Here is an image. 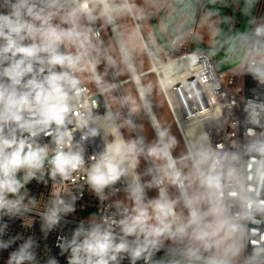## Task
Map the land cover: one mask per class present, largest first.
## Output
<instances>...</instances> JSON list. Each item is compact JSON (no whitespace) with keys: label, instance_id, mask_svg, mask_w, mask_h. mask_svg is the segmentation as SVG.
Masks as SVG:
<instances>
[{"label":"built area","instance_id":"built-area-1","mask_svg":"<svg viewBox=\"0 0 264 264\" xmlns=\"http://www.w3.org/2000/svg\"><path fill=\"white\" fill-rule=\"evenodd\" d=\"M174 1L169 0V5ZM198 1L202 5L205 2ZM85 3L87 7L83 8ZM106 7L110 8L119 28L115 13L118 7L112 5V0H74L67 8L63 7L62 0H58L56 8L41 5L36 8L43 9V15L54 12L50 23L57 15L62 18L64 28L61 29L78 33L72 37L76 44L74 52L67 45L70 38L57 46L58 54L70 57L73 64H41L39 60L46 61L49 54L39 53L38 59L32 61L33 73L26 74L21 84L15 86L17 92L26 90L23 85L33 75L43 79L50 71L69 72L79 83L69 93V112L65 124L59 129V133H69L63 144L56 143L58 133L55 125L48 130L51 134L38 132L32 136L14 122L0 121V137H15L17 143L21 139L26 142L19 163L12 164L0 157V264H89V260L94 264L98 257H89L82 246L97 229L101 235L108 233L111 238L112 247L104 257L108 264H167L160 257L162 253L179 254L209 264H264V155L256 150L264 145V0H259L256 5L243 59L237 66L228 68L222 67L221 56L192 48L196 34L194 26L169 34V44L164 47L155 29L142 28L135 12L129 11L150 63L148 73L155 75L185 148L180 157L190 160L201 187V194L196 199L182 175L183 171L168 168L177 196L184 206L186 221L182 220L163 174L165 164L159 162L152 151L145 150L139 139L132 119L134 107L124 84L114 89L148 167L140 170L134 163L136 174H127L123 161L121 174L115 182L100 191L89 182L94 165L102 156L114 153L95 120L98 111L111 108L101 65L113 80L121 78L105 41L102 25L108 26L112 32L111 22L105 14ZM156 10L160 11V8ZM11 11L0 7V14L7 15ZM74 11L75 15L70 16ZM157 11L149 12L150 16L159 17ZM141 13L146 18L148 12L144 10ZM80 14L86 27L85 35L77 21ZM23 18L31 23L38 22L27 16L26 10ZM22 35L26 36L20 41L24 46L41 43L38 36ZM115 41L121 53L119 41L116 38ZM5 44L6 41L0 38V47ZM73 53L79 54L84 63V75L76 65ZM4 55L9 58H0V85L11 87V79L4 70L21 57L19 54L12 57L11 52ZM122 61L128 71L135 64L123 57ZM167 65H172L174 70L165 69ZM40 68H44L42 73ZM142 87L141 97H147L149 105H152L143 82ZM24 116L27 118L28 113L25 112ZM27 145H31L34 151L44 149L38 160L27 159ZM199 146H203L205 153L198 152ZM13 148L4 149L5 155ZM58 151L78 155L81 164L75 170L59 172L53 163ZM209 177L213 178L211 183L208 182ZM148 186L156 189L161 204L170 205L172 209L176 207L184 224L183 233L193 224L199 226L200 248L174 242L183 234L178 232V228L158 236L148 235L139 228L132 233L125 231L126 225L122 222L130 223L131 218L138 215L130 207L132 202L145 199L158 214ZM218 214H221L228 235V245L223 254L215 252L200 226L201 222ZM166 222L171 228L180 219L173 213ZM120 244L125 247L117 250ZM141 249L140 255L134 256Z\"/></svg>","mask_w":264,"mask_h":264},{"label":"rangeland","instance_id":"rangeland-1","mask_svg":"<svg viewBox=\"0 0 264 264\" xmlns=\"http://www.w3.org/2000/svg\"><path fill=\"white\" fill-rule=\"evenodd\" d=\"M73 1L74 0H62V5L64 8H67ZM129 1L134 8V12L139 13L144 11L143 9H137L135 0ZM258 1L259 0H205L204 4L202 5L198 0H175L172 5L162 9V17L159 20L155 16H150L148 12L146 14L143 27L147 28V25L151 23L154 26L159 41L164 47H167L169 43L167 37L161 30L162 25L166 26V28L171 27L172 30L177 27L178 31L188 30L194 26L196 29V34L192 39V48L194 50L212 52V54L215 56H221L223 58L221 65L224 68L234 67L237 66L244 57L245 44L248 41L251 33ZM16 2L17 0H0V7L10 10L12 9L11 6ZM138 2L144 6L156 5L155 1L153 0H138ZM40 3L41 0H29V5H35L36 8L40 6ZM124 3L125 0H112V5L116 7H119ZM202 7L204 8L205 13L201 14L200 10ZM115 13L138 68L142 71L148 69L150 67V63L144 48L142 47L136 26L129 11L126 9H117ZM206 16H208V18H206ZM77 21L80 25L82 34L85 35L86 27L83 23L81 14L77 16ZM41 23V21L34 22V24L37 26H39ZM51 24L58 29L64 28L62 24V18L57 15L53 17ZM102 26L104 30L105 41L111 53L116 71L120 77L126 79V77L129 75V71L122 61V56L116 44L115 38L108 26L106 27L104 24ZM67 45L71 51L74 52L76 50V44L72 38L68 40ZM73 59L81 73L84 75L86 72L85 65L82 62L79 54L73 53ZM101 75L104 85L108 86L112 83L113 78L103 65H101ZM142 81L148 90L152 101L154 102L161 124L175 155L179 156L184 154L185 148L177 132L175 123L166 106L164 98L162 97L159 87L155 81V75L153 73H149L146 76H142ZM125 87L136 109L138 111H143L142 104L137 95L135 84L130 81L125 84ZM107 95L118 117L119 124L128 141L133 158L138 168L140 170L146 169L148 165L145 160L143 150L133 131L129 118L116 90H109ZM143 123L145 124L144 127L146 135L150 141L151 148L156 159L159 162L164 161V155L150 129L145 115L143 118ZM180 165L194 197L198 199L201 194V187L196 178L190 160L184 159L181 161ZM163 174L168 182V186L171 189L173 197L176 200V206L181 214L182 220L186 221L187 216L184 212V206L177 196V191L174 187V182L169 169L165 168L163 170ZM147 190L154 203L156 205L161 204L156 189L154 187L148 186ZM130 207L135 213H137V208L146 210L149 215V219L147 221L149 226H159L158 221L155 219L156 214L145 199L132 202ZM200 226L207 238L208 243L213 246L215 252L218 254H223L225 252V248L228 245V235L227 228L221 218V214L204 220L201 222ZM173 241L184 246L200 248L202 237L199 226L193 224L187 227L186 231L180 236L176 237ZM160 257L161 259L165 260L167 264H209L207 262L190 259L179 254L162 253Z\"/></svg>","mask_w":264,"mask_h":264},{"label":"clouds","instance_id":"clouds-1","mask_svg":"<svg viewBox=\"0 0 264 264\" xmlns=\"http://www.w3.org/2000/svg\"><path fill=\"white\" fill-rule=\"evenodd\" d=\"M58 0H51L48 4L50 8H56ZM10 14H0V38L6 41L3 47H0V58L8 59L9 57L4 54L11 52L12 57L20 55V59L15 60L9 68L4 70V74L11 79L12 86L4 87L0 85V121L5 123L14 122L18 127L24 131H27L32 136H36L38 132H46L51 134L48 130L53 125L56 126L58 135L55 137L57 144L64 143V137L69 136L68 132L59 133V129L65 124L69 107V93L74 90L79 81L69 72H52L50 71L43 79H37L35 75L23 85L24 91L17 92L16 85L21 84L22 78L26 74L33 73L32 61L38 59L39 53H48V58L45 61L40 59L41 64L47 63L51 66L65 65L71 66L73 61L70 57H66L58 54L57 46L66 38H72L78 35L74 30H63L54 27L50 20L55 14L49 12L47 15H43V9H36L35 5H29V0H17L12 6ZM83 8L87 7V4L82 5ZM32 17L34 20L41 21L42 23L37 26L25 20L24 14ZM75 11L70 13V16H74ZM7 30V31H6ZM259 32V30H258ZM26 33L27 37L40 38L41 43L37 45L33 43L29 46H24L20 43L26 36L22 35ZM44 68H40L39 72H43ZM28 113V117L25 118L24 113ZM163 136V133H161ZM70 138V137H69ZM15 147L13 148V146ZM26 142L21 139L18 143L13 137L7 139L0 137V157H3L5 161H10L12 164L19 163L21 154L24 152ZM28 152L26 154L27 159L38 160L40 154L44 149L34 151L31 145H27ZM13 148L11 153L5 155L4 149ZM262 155H264V145H260L256 148ZM125 159L121 149L117 147L113 154H106L94 165L93 174L90 177V183H92L97 191L103 189L111 182H115L120 174L123 160ZM53 163L56 169L61 173H66L68 170H75L81 164V159L78 155L72 153H65L58 151L53 159ZM212 177H209L208 182L211 183ZM156 208L158 214L155 219L158 221L159 226H147L149 215L146 210L137 208L138 215L131 218V222L125 223V231L128 233L134 232L137 228L142 232H147L148 235H160L169 231L170 223L166 222L167 217L173 215V210L170 205L157 204ZM193 216L195 214L193 213ZM184 228L178 229V232L183 233ZM83 250L89 254L98 257L94 264H108L104 258L107 255L108 250L112 247L111 238L108 233L101 235L99 230H94L91 233L90 239L86 240L82 246ZM124 244H120L117 248L123 249ZM141 250H137L134 256L138 257ZM21 259L23 256L20 257ZM114 258V257H113ZM89 264H93L89 260Z\"/></svg>","mask_w":264,"mask_h":264},{"label":"bare ground","instance_id":"bare-ground-1","mask_svg":"<svg viewBox=\"0 0 264 264\" xmlns=\"http://www.w3.org/2000/svg\"><path fill=\"white\" fill-rule=\"evenodd\" d=\"M117 9H126L127 11L132 10L134 12V8H133V6L129 0H125V3L120 5ZM105 10H106L105 14L108 16V20H110V22H111L110 26H111L113 35L116 38V40L119 41L120 49L122 51L121 54H122L123 59H125L127 61L129 60V62H131V63L132 62L135 63L134 65H132V67H130L129 73H128L129 75L126 77V79H123L122 77L121 78L115 77L114 80L112 81V83L106 87V90L108 92L109 90H112L115 87L121 88L122 84H124V86H125V84L130 82V81H132L135 84L137 95L143 104V111L142 110L138 111L132 102L133 107H134V111H135V114H133L132 119L134 121V125L136 128L137 134L139 136V139L142 142L143 147L145 148V150H150L153 152V150L151 148L150 141L146 135V131H145V127H144L145 124L143 123V118L145 115L147 120H148L150 129H151L160 149L163 151L164 161H162V163L165 164L164 167L165 168L175 167L182 172L180 162L182 159L184 160L187 158L180 157L181 155H179V156L175 155V153H174V151L170 145V142L166 136L164 128L161 124V121H160V118H159L158 113L156 111L154 102L152 101L151 97H149L150 101L152 102V105H149V101H148L147 97L142 98L140 95V92H142L144 90V88L142 87V82H143L142 76L147 74L148 72H150V70L145 69V71L146 70L147 71L144 72L138 68L136 61L134 59V56L131 52V49H130V47H129V45H128L125 37H124L122 30H121L120 25H119V28H120L119 29L117 26V23L113 20V17L110 14V8L106 7ZM134 14L136 16L138 24L141 25V27L143 28V25L145 23V15H143L141 12H139V13L135 12ZM120 31H121V33H120ZM109 54L111 56L110 51H109ZM165 69H168L170 71L174 70L172 65L165 66ZM110 104H111V102H110ZM95 120H96L97 125L101 129L103 136H104L105 140L107 141L110 149H112L114 151L117 147H119L121 149V152L124 154L125 159L123 161L125 164L126 173L127 174H136V170L134 168V163L136 164V162L133 158L130 146H129L128 141L124 135V132H123V130L119 124L118 117L114 111L112 104H111V108L105 107V108L101 109L100 111H98L95 114ZM161 133H163V136H161ZM197 150L199 153H205L203 146L197 147ZM136 166H137V164H136ZM182 175H183V172H182ZM172 210H173L174 214L178 215L180 222H177L176 226L171 227L170 229H176V228L179 229L182 226H184V224L181 221V218L179 216V213H178L176 207H175V209H172ZM174 217L176 218V215H174Z\"/></svg>","mask_w":264,"mask_h":264},{"label":"crops","instance_id":"crops-1","mask_svg":"<svg viewBox=\"0 0 264 264\" xmlns=\"http://www.w3.org/2000/svg\"><path fill=\"white\" fill-rule=\"evenodd\" d=\"M153 1H155V4H156L154 6H144L143 4L138 2V0H135V5L137 9H143L147 12H151L153 10L157 11L156 9L160 8V11H157V14L159 15V17L158 16L156 17L155 15H151V16H155L159 20L162 17V9L170 6L169 0H153ZM200 13L201 14L205 13L203 7L201 8ZM206 18H208V16H206ZM147 28H154V26L151 23H149L147 25ZM177 29H178L177 27H175V29L172 30L171 27L166 28V26L164 25L161 26V30L163 31L166 37H168L169 34H173L176 31H178Z\"/></svg>","mask_w":264,"mask_h":264},{"label":"trees","instance_id":"trees-1","mask_svg":"<svg viewBox=\"0 0 264 264\" xmlns=\"http://www.w3.org/2000/svg\"><path fill=\"white\" fill-rule=\"evenodd\" d=\"M49 3H51V0H41L40 5L43 7H46L48 6Z\"/></svg>","mask_w":264,"mask_h":264}]
</instances>
